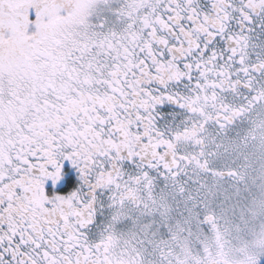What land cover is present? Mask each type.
<instances>
[{"label": "snow or ice", "instance_id": "1", "mask_svg": "<svg viewBox=\"0 0 264 264\" xmlns=\"http://www.w3.org/2000/svg\"><path fill=\"white\" fill-rule=\"evenodd\" d=\"M0 264H264V0H0Z\"/></svg>", "mask_w": 264, "mask_h": 264}, {"label": "flooded vegetation", "instance_id": "2", "mask_svg": "<svg viewBox=\"0 0 264 264\" xmlns=\"http://www.w3.org/2000/svg\"><path fill=\"white\" fill-rule=\"evenodd\" d=\"M72 184V177L69 176V179L67 180V182L61 187V191L66 190L68 187H70Z\"/></svg>", "mask_w": 264, "mask_h": 264}, {"label": "rangeland", "instance_id": "3", "mask_svg": "<svg viewBox=\"0 0 264 264\" xmlns=\"http://www.w3.org/2000/svg\"><path fill=\"white\" fill-rule=\"evenodd\" d=\"M33 15H34V13H33Z\"/></svg>", "mask_w": 264, "mask_h": 264}]
</instances>
